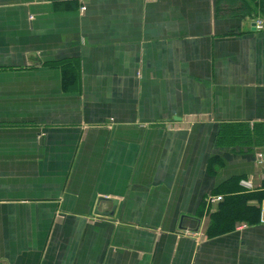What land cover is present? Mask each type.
Masks as SVG:
<instances>
[{"label":"crops","instance_id":"0c3cea01","mask_svg":"<svg viewBox=\"0 0 264 264\" xmlns=\"http://www.w3.org/2000/svg\"><path fill=\"white\" fill-rule=\"evenodd\" d=\"M256 19L264 0H0V264H264V197L227 232L208 202L264 195Z\"/></svg>","mask_w":264,"mask_h":264},{"label":"trees","instance_id":"16d2710c","mask_svg":"<svg viewBox=\"0 0 264 264\" xmlns=\"http://www.w3.org/2000/svg\"><path fill=\"white\" fill-rule=\"evenodd\" d=\"M70 78V79H69ZM70 81L63 78L64 86L72 83L75 77H68ZM224 183L219 191L225 194L223 202L217 212L213 214L210 230L213 232H227L240 226V224H253L258 222L261 207L259 205H251L249 202L254 197H259L262 202L264 195H252L244 192L240 182L233 183V186Z\"/></svg>","mask_w":264,"mask_h":264},{"label":"built area","instance_id":"2783aa9c","mask_svg":"<svg viewBox=\"0 0 264 264\" xmlns=\"http://www.w3.org/2000/svg\"><path fill=\"white\" fill-rule=\"evenodd\" d=\"M85 8L83 7L81 9V12H84ZM253 25L256 29L261 30L264 27V20L263 19H256L253 22ZM256 165L259 169H261L264 173V153L262 152H258L256 154ZM224 198L222 196H214V197H210L208 198V202L209 204L213 205V204H217V203H221L223 202ZM247 225H243L242 228H245Z\"/></svg>","mask_w":264,"mask_h":264}]
</instances>
